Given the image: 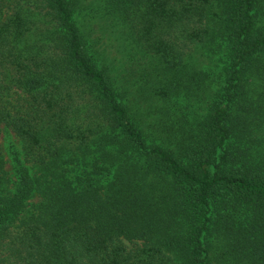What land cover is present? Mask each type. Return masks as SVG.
<instances>
[{
	"label": "trees",
	"instance_id": "1",
	"mask_svg": "<svg viewBox=\"0 0 264 264\" xmlns=\"http://www.w3.org/2000/svg\"><path fill=\"white\" fill-rule=\"evenodd\" d=\"M5 131L0 264H264V0H0Z\"/></svg>",
	"mask_w": 264,
	"mask_h": 264
},
{
	"label": "rangeland",
	"instance_id": "2",
	"mask_svg": "<svg viewBox=\"0 0 264 264\" xmlns=\"http://www.w3.org/2000/svg\"><path fill=\"white\" fill-rule=\"evenodd\" d=\"M104 25V24H103ZM102 30V29H101ZM110 41V51L113 58L118 62V65L121 70L124 71L125 67H132L133 63L130 57L127 55V52L123 49L121 44V39L117 38L116 34H110L107 36ZM104 40L107 39L105 38ZM191 60H193L197 66L211 75L212 79V90L218 89L222 81V75L224 73V67L226 66V53L220 52H209L204 47H197L191 52ZM223 71V73H222ZM195 106L201 108L203 103H194ZM205 106L203 105L202 109L199 111H205ZM199 112V113H202ZM1 149L6 159V170L9 173H14V158L17 155V151L21 150V143L19 138L11 131H5L1 136ZM31 202H36V198L32 199Z\"/></svg>",
	"mask_w": 264,
	"mask_h": 264
}]
</instances>
